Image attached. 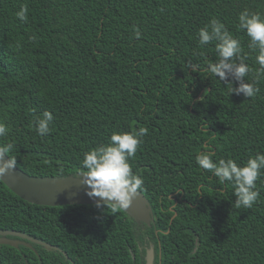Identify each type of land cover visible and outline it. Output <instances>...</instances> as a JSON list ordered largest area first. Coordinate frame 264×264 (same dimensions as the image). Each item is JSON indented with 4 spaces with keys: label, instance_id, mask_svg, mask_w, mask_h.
Segmentation results:
<instances>
[{
    "label": "trees",
    "instance_id": "obj_1",
    "mask_svg": "<svg viewBox=\"0 0 264 264\" xmlns=\"http://www.w3.org/2000/svg\"><path fill=\"white\" fill-rule=\"evenodd\" d=\"M245 9L264 16V0H0V147L13 144L7 156L29 175H75L113 132L147 128L129 162L153 215L147 225L95 203L37 205L0 180V230L52 246L7 235L20 242L0 244V264H145L148 242L154 264H264V169L246 209L195 160L264 153V71L239 27ZM212 18L240 41L253 97L207 71L218 41L198 33Z\"/></svg>",
    "mask_w": 264,
    "mask_h": 264
},
{
    "label": "clouds",
    "instance_id": "obj_2",
    "mask_svg": "<svg viewBox=\"0 0 264 264\" xmlns=\"http://www.w3.org/2000/svg\"><path fill=\"white\" fill-rule=\"evenodd\" d=\"M20 19H25V13L19 14ZM239 27L244 29L250 38V48H258L257 63L264 71V16L249 10H243L238 17ZM209 28L211 31H209ZM137 36L140 34L137 32ZM201 45L216 40V52L219 60L208 65L207 71L227 81L229 77L238 83L230 93L243 94L246 98L253 97L258 89L246 81L250 69L241 56L240 41L227 30L222 22L212 18L209 24L199 30ZM236 58V59H234ZM237 60L239 62H237ZM193 72L199 71L196 64H190ZM53 115L45 111L36 115L34 123L38 135L45 136L50 132ZM147 128L132 129L131 131L113 132L109 143L97 145L84 153L83 171L79 178L86 186L87 195L92 198L97 208L111 207L112 213L118 209H127L143 186V178L133 172L129 158L134 157L138 146L143 142L142 137L147 134ZM8 128L0 122V137L7 134ZM13 144L8 143L0 147V160L6 161L0 168V175L15 170V161L7 157ZM197 165L212 172L221 181L231 182L234 186L233 193L237 197L234 201L237 206L251 209L260 193L256 190V181L264 169V153L250 156L243 165H238L233 159H219L214 161L212 153L200 151L195 156ZM98 198V199H97Z\"/></svg>",
    "mask_w": 264,
    "mask_h": 264
},
{
    "label": "water",
    "instance_id": "obj_3",
    "mask_svg": "<svg viewBox=\"0 0 264 264\" xmlns=\"http://www.w3.org/2000/svg\"><path fill=\"white\" fill-rule=\"evenodd\" d=\"M5 162L4 160H0V168L4 166ZM79 175L80 173L66 176H34L27 174L15 165V170L0 175V180L14 194L27 202L37 205L57 206L95 203L87 195L86 186L81 182ZM120 209L136 222H143L149 225L153 221L151 206L140 191L127 209ZM7 235L28 238L46 248H52L51 245L34 240L22 233L6 230H0V244L6 243L16 246L20 242L17 239L7 237ZM152 260L153 249L150 247L145 256V264H152Z\"/></svg>",
    "mask_w": 264,
    "mask_h": 264
},
{
    "label": "flooded vegetation",
    "instance_id": "obj_4",
    "mask_svg": "<svg viewBox=\"0 0 264 264\" xmlns=\"http://www.w3.org/2000/svg\"><path fill=\"white\" fill-rule=\"evenodd\" d=\"M152 247L153 249V244L152 242H148L147 245H145L143 248H144V259H145V256H146V253L148 251V248ZM153 253H154V249H153ZM152 264H154V254H153V260H152Z\"/></svg>",
    "mask_w": 264,
    "mask_h": 264
},
{
    "label": "rangeland",
    "instance_id": "obj_5",
    "mask_svg": "<svg viewBox=\"0 0 264 264\" xmlns=\"http://www.w3.org/2000/svg\"><path fill=\"white\" fill-rule=\"evenodd\" d=\"M148 249H150V248H148ZM154 254V253H153Z\"/></svg>",
    "mask_w": 264,
    "mask_h": 264
}]
</instances>
